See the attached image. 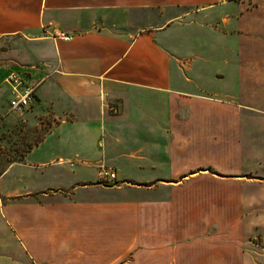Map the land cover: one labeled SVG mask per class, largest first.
Masks as SVG:
<instances>
[{
	"label": "crops",
	"instance_id": "0c3cea01",
	"mask_svg": "<svg viewBox=\"0 0 264 264\" xmlns=\"http://www.w3.org/2000/svg\"><path fill=\"white\" fill-rule=\"evenodd\" d=\"M3 39L48 128L0 176V264H255L264 0H0Z\"/></svg>",
	"mask_w": 264,
	"mask_h": 264
},
{
	"label": "rangeland",
	"instance_id": "374dc122",
	"mask_svg": "<svg viewBox=\"0 0 264 264\" xmlns=\"http://www.w3.org/2000/svg\"><path fill=\"white\" fill-rule=\"evenodd\" d=\"M23 51L22 44L16 45L7 39L0 42V171L14 159L18 160L31 147L32 141L45 135L48 128L43 125V128L37 132L29 131L27 123L8 108L10 91L6 79L12 72H26L13 59L15 54L23 55ZM240 233L243 240L251 237L253 239L248 243V247L253 250L249 253L252 254L254 263L264 264V220L246 222Z\"/></svg>",
	"mask_w": 264,
	"mask_h": 264
},
{
	"label": "built area",
	"instance_id": "2783aa9c",
	"mask_svg": "<svg viewBox=\"0 0 264 264\" xmlns=\"http://www.w3.org/2000/svg\"><path fill=\"white\" fill-rule=\"evenodd\" d=\"M247 0H215L217 5H223L231 2H243ZM52 26V24H50ZM54 38L72 41L73 37L64 32H55ZM6 84L10 89L9 110L18 117L24 118L31 110L35 101L39 83L26 80L25 74L21 72H12L6 79ZM101 181L105 184H115L117 182V173L114 170L104 169L101 171Z\"/></svg>",
	"mask_w": 264,
	"mask_h": 264
},
{
	"label": "trees",
	"instance_id": "16d2710c",
	"mask_svg": "<svg viewBox=\"0 0 264 264\" xmlns=\"http://www.w3.org/2000/svg\"><path fill=\"white\" fill-rule=\"evenodd\" d=\"M25 153H26V152H25ZM25 153H24V154H25ZM24 154H23L18 160H21V159L23 158ZM18 160H15V159H14V160L11 161V162L18 161ZM4 170H5V169H4ZM4 170H1V171H0V176L2 175V173L4 172Z\"/></svg>",
	"mask_w": 264,
	"mask_h": 264
}]
</instances>
